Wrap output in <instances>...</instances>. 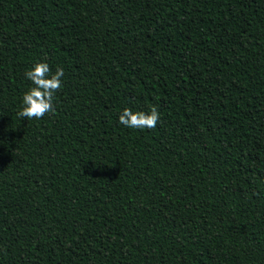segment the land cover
<instances>
[{
    "label": "trees",
    "instance_id": "16d2710c",
    "mask_svg": "<svg viewBox=\"0 0 264 264\" xmlns=\"http://www.w3.org/2000/svg\"><path fill=\"white\" fill-rule=\"evenodd\" d=\"M0 264H264V0H0Z\"/></svg>",
    "mask_w": 264,
    "mask_h": 264
},
{
    "label": "clouds",
    "instance_id": "9594fccd",
    "mask_svg": "<svg viewBox=\"0 0 264 264\" xmlns=\"http://www.w3.org/2000/svg\"><path fill=\"white\" fill-rule=\"evenodd\" d=\"M24 75L33 86L22 95L21 109L17 116L31 120L42 119L48 113L54 114V95L62 87L64 70L59 68L53 74L47 63L37 62ZM159 119L160 114L156 106H152L147 113L133 112L125 108L118 117L120 124L133 129H153Z\"/></svg>",
    "mask_w": 264,
    "mask_h": 264
}]
</instances>
